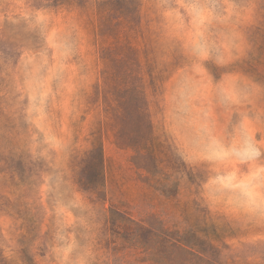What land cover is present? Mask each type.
I'll return each instance as SVG.
<instances>
[{
	"label": "rangeland",
	"instance_id": "rangeland-1",
	"mask_svg": "<svg viewBox=\"0 0 264 264\" xmlns=\"http://www.w3.org/2000/svg\"><path fill=\"white\" fill-rule=\"evenodd\" d=\"M106 1L0 0V264H144L119 214L197 229L218 264H264V0H134L152 175L115 145L95 91L97 17L122 11ZM94 133L99 197L76 184Z\"/></svg>",
	"mask_w": 264,
	"mask_h": 264
},
{
	"label": "trees",
	"instance_id": "trees-1",
	"mask_svg": "<svg viewBox=\"0 0 264 264\" xmlns=\"http://www.w3.org/2000/svg\"><path fill=\"white\" fill-rule=\"evenodd\" d=\"M113 1H106L102 6ZM140 21V4L134 0H122V11L116 16L100 14L97 17L96 35L103 68L101 82L95 91L102 97L106 126L114 131L115 145L129 148L133 152L135 168L152 175L160 161L148 112L145 76L147 74L152 80L155 76L151 71L152 64L147 63L144 70L141 51L135 45L136 37L141 33ZM92 137L90 149L77 162L76 184L82 191L99 197L104 183V159L100 135L94 133ZM22 170L17 166L10 169L14 186L20 187L24 183ZM115 213L118 214L110 210L111 216ZM119 216L121 221L115 226L124 231L128 242L140 251L141 263L218 264L200 247L204 240L197 236L199 231L195 228L170 230L154 214L139 221Z\"/></svg>",
	"mask_w": 264,
	"mask_h": 264
}]
</instances>
